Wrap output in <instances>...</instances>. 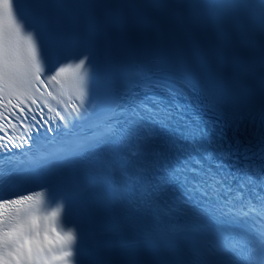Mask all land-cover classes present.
I'll return each instance as SVG.
<instances>
[{
    "label": "snow or ice",
    "instance_id": "snow-or-ice-1",
    "mask_svg": "<svg viewBox=\"0 0 264 264\" xmlns=\"http://www.w3.org/2000/svg\"><path fill=\"white\" fill-rule=\"evenodd\" d=\"M0 264H264V0H0Z\"/></svg>",
    "mask_w": 264,
    "mask_h": 264
}]
</instances>
